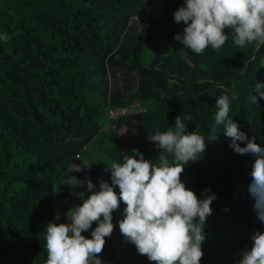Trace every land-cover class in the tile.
Instances as JSON below:
<instances>
[{"label":"rangeland","instance_id":"obj_1","mask_svg":"<svg viewBox=\"0 0 264 264\" xmlns=\"http://www.w3.org/2000/svg\"><path fill=\"white\" fill-rule=\"evenodd\" d=\"M81 1L88 5L83 7L79 0H67L63 6L68 9L61 10L52 0H0V10H7L19 22L9 27V39L2 43L8 54L18 53L20 62L13 68L0 67V102L20 105L21 101L30 100L38 103V113L42 116L39 123L32 126L19 120V114L14 111L1 118L0 169L3 173L0 189L14 186L6 174L16 173L15 164L24 162L35 171L39 170L38 185L57 198L49 209L44 199H35L32 221L25 229L24 224L13 225L18 237L12 241L2 237V231L6 235L12 223L1 216L0 210V264H44L43 231L47 223L54 218L66 223L67 212L82 203L79 193L84 194L83 199L90 194L86 184L74 190L62 185L68 165L80 163L75 160L77 157L88 159L93 165L70 175L81 181L90 180L94 184L93 191L98 190L100 181L110 183V173L104 171L105 167H110L113 161H122L128 150L138 149L145 159L154 160L158 153L147 135L173 126L175 117L179 116L177 113L185 106L186 114L191 116L186 122L188 131L196 130L206 140L217 135L206 141L202 158L188 162L180 176L198 198L205 189L216 196L210 205L212 214L204 227L206 239L202 243L200 264H219L218 256L228 260L227 264H238L239 260L230 257L235 254L240 259V253L251 248L252 233L264 231V225L255 218L254 201L248 188L244 196L238 189L226 195L214 184L218 178L221 183L228 178L234 185H240L242 167L231 158L234 152L228 147L229 138L221 133L223 125L216 126L215 132L212 125L216 98L225 91L235 93L229 116L249 138H255V143L264 145V130L249 129L255 118L248 121L242 117L253 115L257 109L264 129V100L253 92L257 105L248 103L255 82L264 83V44L254 41L238 47L232 43V30L225 29L228 39L220 49L208 47L197 55L173 39L184 27L182 22L173 21L175 9L183 5V0H177L174 10L167 9L169 14L165 19L161 14L170 0H101L94 11L99 1ZM118 3L124 7L115 8ZM80 11L84 12L83 16L78 15ZM126 14L129 23L122 27L128 21ZM134 19L138 26H134ZM51 20L61 29L65 28L62 30L64 38L58 34L42 37L39 33V30H46ZM64 23L67 24L64 26ZM87 23L97 27L96 34L100 37L113 28L116 32L114 46L103 53L91 52L92 47L83 44L87 39L82 30ZM0 24L6 26L5 21ZM73 24L77 29H73ZM77 31H80L78 35ZM71 38L81 43L80 48L73 51L76 46L73 45L64 55V45L70 43ZM50 45L53 53L46 55V47ZM232 55L245 57L247 61L242 72L219 82L224 85L221 89L217 87L218 82H212V71L207 69L203 57L217 60L216 64L219 61L230 64V61L233 63ZM20 122L25 124L24 128ZM114 150L119 154H114ZM246 200L253 215L246 210ZM125 206L120 203L113 211L114 229L111 236L105 238L98 257L102 264H156L146 255L138 254L135 246L119 232L117 222L122 219ZM235 207L243 214L232 212ZM82 235L88 233L82 232ZM247 241L250 243L245 245ZM212 245L223 247L209 251Z\"/></svg>","mask_w":264,"mask_h":264},{"label":"clouds","instance_id":"obj_2","mask_svg":"<svg viewBox=\"0 0 264 264\" xmlns=\"http://www.w3.org/2000/svg\"><path fill=\"white\" fill-rule=\"evenodd\" d=\"M163 14L164 11L161 17ZM127 18L122 27L129 23ZM173 21L184 25L182 33L175 34L173 39L197 55L208 47L220 49L228 39L225 29L232 30V43L238 47L254 41L264 44V0H183ZM134 26H138L135 19ZM8 39L7 33L0 30V41ZM217 87L224 89L219 82ZM261 89L264 83L255 82L248 96L249 104L257 105L253 92L264 100ZM235 99V93L227 91L216 98L212 131L223 125L221 133L229 138L228 147L236 154L252 157L248 193L254 201L255 218L264 225V145L255 143V138H249L229 116L231 101ZM189 120V114L179 115L167 130L147 135L158 153L154 160L145 159L143 153L133 148L122 161L106 166L104 171L110 173V183L100 181L98 190L93 191L90 180L81 181L70 175L90 169V160L77 157L79 164H69L62 185L74 190L86 184L90 194L83 199L84 194L79 193L82 203L67 212L66 223H59V218L47 223L43 231L44 264H102L97 254L113 232L112 213L120 203L126 206L117 222L119 232L138 254L156 264H200L206 239L204 227L216 196L205 189L198 198L180 176L188 162L202 158L206 141L217 135L206 140L196 130L188 131ZM250 240L251 248L240 253L238 264H264V231H254Z\"/></svg>","mask_w":264,"mask_h":264},{"label":"trees","instance_id":"obj_3","mask_svg":"<svg viewBox=\"0 0 264 264\" xmlns=\"http://www.w3.org/2000/svg\"><path fill=\"white\" fill-rule=\"evenodd\" d=\"M66 1L67 0H52V3L57 4L58 9L67 10L68 8L63 6V4L66 3ZM97 1L99 2L97 3V6L93 7V11L96 8H99L101 4V0H97ZM79 2L83 4V7L88 5L87 2L85 1L79 0ZM176 4H177V0H170V2L165 7L164 14L162 15L163 19H165L169 14L167 12V9L170 8L171 10H174ZM115 8H119V3L115 6ZM71 15L75 16L73 13H71ZM78 15L83 16L84 12L80 11L78 12ZM0 21H5L6 26L3 27L0 24V30L5 31L6 33L7 32L9 33V29H10L9 27L12 24H16V25L19 24L18 20L15 17H13L11 14H9L5 9L0 10ZM66 24L67 23H64V26ZM72 26L73 29H77V26L75 24H73ZM96 29L97 27L94 24L87 23L84 30H82L83 37L87 39V41H84L83 44L86 47L87 46L92 47L93 50L91 52L103 53L109 50L111 46L112 47L114 46L113 39L116 36V32L112 28L109 29L104 34L103 37H100L99 35L96 34L97 33ZM62 30L65 31V28L61 29L57 22L51 20V24L47 25L46 30H39V33L42 34V37L58 34L62 38H64L63 36L64 32ZM79 33L80 31H77L75 34L78 35ZM80 44L71 38L70 43L67 42L64 45V52H63L64 55L68 53V51L73 47V45H76L75 47L72 48L73 51L79 49ZM51 48H52L51 45L46 47L47 49L46 55L49 53L51 54L53 53ZM16 54L18 53L8 54V50H6L2 41H0V67L5 69L7 67L13 68L14 64L16 66H19L20 62ZM232 56H233V63H231L230 61L229 62L230 64H225L221 61H219V63L216 64L214 62L217 60L210 57H206V58L203 57L204 60L206 61L207 69L212 71L211 78L213 83L227 81L228 79H231L238 73L242 72L241 71L242 66L245 64L247 59L245 57H240L238 55L237 56L232 55ZM9 96L11 95L9 94ZM1 104L2 105H0V132L2 129L1 118L7 117L5 116V114H7L9 111H14L15 113H18L19 120H22L23 122H28L30 124L29 126H32V124L34 125L36 123H39V119L40 117H42L38 113V110L40 109L38 103L31 102L30 100H23L20 102V105L16 103L15 104L1 103ZM186 109L187 106L183 107L181 111L177 113V115L186 114ZM242 117L243 120L246 119L248 121L249 118H253V117L255 118V123L249 128L251 131L264 130L261 125V115H258L257 109L255 110L253 115L244 114ZM120 120H123V118L121 117ZM20 125L22 128H24L25 126V124L21 122ZM4 149L6 148L4 147ZM130 152L131 150H128V153L127 150H124V154L127 153L128 155L130 154ZM114 154H119V153L116 150H114ZM231 158L239 162L242 167V171L239 174L240 185L238 186L234 185L233 180L231 179L228 180V178L224 183H221L220 178H218L214 180V184L216 185L220 193H225L226 195H229L232 192V190L238 189L240 193L243 194L244 196V193L248 188V184L250 183L251 180V177L249 176V172L251 170V164L253 162L252 157H250L248 154L241 155V154L232 153ZM15 167L18 169L16 173L13 174V171L12 173L11 171H9L6 174V178L9 179L10 182L14 183V186L4 187L0 189V210L2 212L1 216L8 219L9 223H12V228L6 233V235H5V231H2V237L4 238V240L9 239L11 241L13 240V238L15 240L18 237L16 229L15 231L13 230V225L18 227L24 224L23 229H25L27 224L32 221V212L33 209L36 207L35 199L37 200L44 199L47 202L48 209L52 206L53 203H55L54 200L57 199L56 196L48 193V191L43 186L38 185L37 182H39L38 180L40 178L39 170L35 171L31 167L26 166L24 162H22L20 165L16 163ZM2 173L3 171H1L0 169V175ZM244 205L246 207L247 212L253 215V211L251 206L249 205L248 200L244 201ZM232 210H233L232 212L236 214L239 215L243 214V211L236 207L233 208ZM249 243L250 242L247 241L245 245H248ZM226 245L229 244L226 242ZM221 247L223 246L212 245L209 251H211V249H219ZM212 254L214 253H211L210 255ZM232 257L233 260L235 259L239 260L235 254H233L230 258ZM217 258L219 264L228 263V260H224L219 256Z\"/></svg>","mask_w":264,"mask_h":264}]
</instances>
